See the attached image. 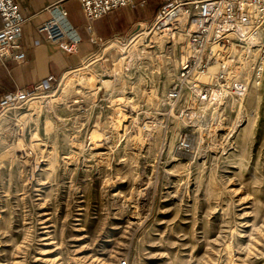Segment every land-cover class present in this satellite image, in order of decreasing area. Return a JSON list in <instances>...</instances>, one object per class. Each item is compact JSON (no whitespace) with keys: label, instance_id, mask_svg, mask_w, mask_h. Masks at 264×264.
Returning <instances> with one entry per match:
<instances>
[{"label":"rangeland","instance_id":"374dc122","mask_svg":"<svg viewBox=\"0 0 264 264\" xmlns=\"http://www.w3.org/2000/svg\"><path fill=\"white\" fill-rule=\"evenodd\" d=\"M110 54L0 114V264H264V90L231 137L181 153L173 134L117 122ZM155 55L123 74L134 104L172 80V56Z\"/></svg>","mask_w":264,"mask_h":264},{"label":"built area","instance_id":"2783aa9c","mask_svg":"<svg viewBox=\"0 0 264 264\" xmlns=\"http://www.w3.org/2000/svg\"><path fill=\"white\" fill-rule=\"evenodd\" d=\"M64 1L56 0L45 8L48 16L36 30L45 41L73 53L80 36L67 19ZM78 1L91 20L147 0ZM26 19L15 0H0L2 63L25 62L20 34ZM250 37L253 45L248 43ZM114 39L119 40L121 48L117 50L118 57L112 56L110 61L114 79L108 109L117 113L120 125L128 132L159 133L163 144L173 134V144L181 153L195 152L217 136L226 140L231 137L243 120L248 92L257 87L264 90V0H162L151 19L137 21L127 34L92 40L99 49L73 69L105 62L111 54L103 49ZM154 54L172 56L175 73L160 94L154 84L144 85L140 92L143 102L134 104L131 96L135 95L136 84L130 81L125 85L123 74L130 73L134 63L151 62ZM56 80L45 78L30 90L17 88L4 93L0 113L25 103L42 90H50ZM54 95L55 92L51 96ZM118 264L127 263L120 259Z\"/></svg>","mask_w":264,"mask_h":264},{"label":"crops","instance_id":"0c3cea01","mask_svg":"<svg viewBox=\"0 0 264 264\" xmlns=\"http://www.w3.org/2000/svg\"><path fill=\"white\" fill-rule=\"evenodd\" d=\"M15 1L21 14L27 17L20 34L21 48L26 60L21 65H17L12 60L5 63L0 61V97L17 88L30 90L42 79L53 80L71 72L68 70L79 66L88 55L99 49L97 42L92 40L123 36L137 21L151 19L157 10L149 15L145 9H142V3L137 2L135 9L121 7L90 20L84 15L78 0H65L63 5L67 10V19L80 36L77 51L67 53L56 44L45 41L36 30L37 24L48 16L45 8L56 0ZM126 13L129 18L131 17L130 22L126 24L125 29H119L115 23L123 19Z\"/></svg>","mask_w":264,"mask_h":264},{"label":"bare ground","instance_id":"6f19581e","mask_svg":"<svg viewBox=\"0 0 264 264\" xmlns=\"http://www.w3.org/2000/svg\"><path fill=\"white\" fill-rule=\"evenodd\" d=\"M119 48H121V44H120V42H119V40L118 39H114V40H112L110 43H108L105 47H104V49H103V51H106V50H110V53L112 52L113 53V56H117L118 57V53H117V50L119 49ZM148 53V52H147ZM68 71H71V72H73L74 71V69H71V70H68ZM96 76V75H95ZM100 77H98V79H99ZM106 81H109L108 82V85H113V80H110V79H106ZM59 85H60V82H59ZM110 88H112V86L110 87ZM53 91H55V90H52V91H47V93H49V94H45V95H43V96H46V97H48V96H50V95H52L51 93H53ZM38 97H40V95L39 94H37V95H34V96H32V97H29L26 101H25V103H30V102H34L33 100L35 99V98H38ZM74 101H76V100H74ZM1 114V113H0ZM116 119V118H115ZM116 122V121H115ZM117 122H118V119H117ZM96 142V141H95ZM99 144V143H98Z\"/></svg>","mask_w":264,"mask_h":264}]
</instances>
